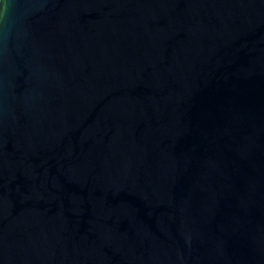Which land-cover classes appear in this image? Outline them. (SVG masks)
Returning a JSON list of instances; mask_svg holds the SVG:
<instances>
[{
    "label": "water",
    "instance_id": "obj_1",
    "mask_svg": "<svg viewBox=\"0 0 264 264\" xmlns=\"http://www.w3.org/2000/svg\"><path fill=\"white\" fill-rule=\"evenodd\" d=\"M0 264H264V0H0Z\"/></svg>",
    "mask_w": 264,
    "mask_h": 264
}]
</instances>
